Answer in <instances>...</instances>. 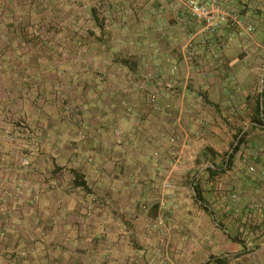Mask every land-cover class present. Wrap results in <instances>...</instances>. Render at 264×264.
I'll return each instance as SVG.
<instances>
[{"label": "crops", "instance_id": "0c3cea01", "mask_svg": "<svg viewBox=\"0 0 264 264\" xmlns=\"http://www.w3.org/2000/svg\"><path fill=\"white\" fill-rule=\"evenodd\" d=\"M130 3L125 14L116 13L111 28L101 30L99 44L87 42L83 61L60 62L52 50L35 62L14 63L10 56L16 52L0 60V167L24 184V194L9 186L7 199L0 198V215L14 218L0 244V254L9 251L0 264L224 261L227 254L215 257L206 248H215V239L204 241L203 213L191 204L193 184L195 177L215 174L222 153L242 136L243 160L234 156L228 167L225 158L224 172L234 184L242 181L245 200L264 199V64L253 66L243 57L239 39L225 22L216 33L202 34L183 0ZM252 16L259 29L264 27V0ZM125 22L127 35L119 30ZM171 66L176 81L159 109L150 103L149 90L130 87L132 81L145 82L150 90L157 82L163 87L172 78ZM157 72L158 80H147ZM65 103L75 108L72 123L62 111ZM80 128L91 137L88 142L76 137ZM6 134L15 142L9 143ZM23 136L32 138L33 150L25 148ZM206 148L215 159L198 160L193 170L189 156ZM77 150L96 162L76 172L84 174L85 183L76 197L51 184L61 176L72 184L75 170L60 165L64 151ZM23 154L37 167L34 176L17 169ZM167 182L170 189L163 187ZM144 203L149 206L145 212ZM177 216L178 230L171 225ZM21 217L25 226H15ZM247 225L251 231L264 229V223ZM168 227L177 234L170 236ZM42 240L48 242L45 250ZM230 241L245 248L234 255L254 244L264 246L263 238ZM17 248L25 257L10 254Z\"/></svg>", "mask_w": 264, "mask_h": 264}, {"label": "rangeland", "instance_id": "374dc122", "mask_svg": "<svg viewBox=\"0 0 264 264\" xmlns=\"http://www.w3.org/2000/svg\"><path fill=\"white\" fill-rule=\"evenodd\" d=\"M130 2L131 0H125L124 3L123 0H0V60H2L1 58L4 53L16 52L17 58H15V55L10 56V60L14 63L35 62V60L42 57L46 52L49 53L52 50L54 57L56 56L60 62H72L74 59L83 61L84 50L82 51V49L85 48L87 42L91 41L92 46L99 44L101 42L99 40L101 30L111 28L114 25L112 23L114 17L117 14H125L124 11L127 10L125 5L131 6ZM115 5H120L118 11H116ZM92 10H95V12L92 13ZM126 22L119 28L123 35H127L130 31V26ZM126 27L129 28V31L126 30L124 33L122 28ZM54 90L56 91L57 89ZM57 96H60V94L57 93ZM74 109L70 103L63 104L62 111L66 113V119L69 123L73 122L72 116L75 113ZM81 133L85 135L84 138L81 137ZM75 134L84 143L88 142L91 138L81 128L76 130ZM5 136L9 143L15 142V136L11 134H6ZM29 136H23L24 145L26 149L33 150L34 142ZM173 139L175 141V138ZM234 143L236 144V138L229 144V149L222 153V160L219 167H215L216 173L214 175L206 178H194V185H197L200 189L204 198V204L210 211L205 208L203 209V206L196 200L191 204L197 205L203 213L204 220L201 224H203L204 241H212L215 239V248L211 244H208L206 248L213 250L215 257L222 254H227V258L229 257V260L226 258L223 261L222 259V262L217 264H260V262L264 264V246L254 244L248 247L249 250L245 253L237 254L240 257L237 260L235 259L237 255L233 254L245 248L243 246L233 245L230 241L231 236L240 242L246 241L249 238H263L264 240V229L260 230L259 226H257L255 230L251 231L247 227V224L253 222L256 225L264 223V199H260V196L257 195L251 203L245 200L242 181L239 180L238 183L234 184L232 182L233 179H228L227 174L224 172L227 169V167L225 168L223 166L225 164V158H227L228 152L230 153L233 150ZM201 153L198 155L191 154L189 156L190 162L193 164V170L198 160H200L198 164H205L209 160L201 157ZM62 156L64 159L61 162L63 165H60V169H63V166H65L67 171L70 169L75 170L74 173L78 170L81 172V169L83 170L85 165H94L96 162L93 156L81 154V151L78 150L74 153L64 151ZM211 157L215 159V153ZM88 158L93 160L92 163L87 161ZM235 158L238 161L243 160V152L240 148L235 153ZM20 165L21 168L18 166L17 169H21L22 171L26 170L28 176H34L36 174L37 167L30 164L28 155H22ZM68 166L70 169L67 168ZM228 167L231 166L228 165ZM80 172L78 174L83 179L84 174ZM195 172L197 173L196 170ZM8 173L9 168L4 166L0 167V198L3 199H7V196L11 193L8 188L9 186L16 188L18 193L24 194V184L17 181V179L13 180V176H10ZM65 175H68L67 172ZM74 182L73 180L72 184L66 183V180H63L61 176L51 186L55 190L61 189L62 187L67 188V190L73 192L74 196L77 197L78 185ZM164 188L168 189L169 187ZM191 199L193 197L189 194V200L191 201ZM85 203L86 201L82 198L81 205L85 206ZM142 205L147 208L144 209ZM30 206H33V203ZM148 207L145 203L141 204V210L144 212ZM251 212L254 214L249 215ZM16 215L18 217V214ZM6 217L8 219H4V216L0 215V244L7 237V231L11 223H13L12 219H14H9L8 215ZM178 220H180L178 216L171 220L172 227H176L177 230L179 229ZM25 223V217H21V220L17 221L15 226H25ZM163 223L164 221L161 224ZM169 227L168 234L173 236L175 231L173 233ZM188 238L191 239L190 234H188ZM42 241L44 242L42 249L45 250L48 242L45 240ZM192 241L196 242L195 240ZM20 249L17 248V251L10 252V254L16 253L19 256L21 254ZM2 253L0 256L6 257L9 251L6 250ZM21 256L25 257L24 250ZM13 262L19 264L18 260Z\"/></svg>", "mask_w": 264, "mask_h": 264}, {"label": "built area", "instance_id": "2783aa9c", "mask_svg": "<svg viewBox=\"0 0 264 264\" xmlns=\"http://www.w3.org/2000/svg\"><path fill=\"white\" fill-rule=\"evenodd\" d=\"M259 0H183L184 8L187 10L190 18L200 27V32L205 35L216 33L223 22L229 28L232 37L239 39V47L243 57L247 61H252V65L259 66L264 64V27L259 29L257 23L253 19L254 9L257 7ZM126 32L127 28H123ZM258 31L263 34L261 40L258 39ZM256 63V64H255ZM174 66L170 68V78L164 83L163 87L157 82L154 89H148L147 83L132 81L130 87L136 91L149 90V101L155 108L159 109V101L162 100L169 90L173 89L175 78ZM158 72L147 75V80L153 82L159 79ZM115 134H119V129L114 130ZM81 137L85 135L81 133ZM171 141H174L171 138ZM156 154V153H155ZM238 154V153H237ZM191 158V157H190ZM89 163L92 159L88 158ZM164 187H171L170 183H165ZM146 209V206H143Z\"/></svg>", "mask_w": 264, "mask_h": 264}, {"label": "trees", "instance_id": "16d2710c", "mask_svg": "<svg viewBox=\"0 0 264 264\" xmlns=\"http://www.w3.org/2000/svg\"><path fill=\"white\" fill-rule=\"evenodd\" d=\"M95 12V10H92V13H94ZM242 138H243V136L242 137H240L239 138V140L237 141V143L233 146V150L229 153L228 152V156H227V161L226 162H228V165H230L231 164V161H232V159L234 158V156H235V153L238 151V149H239V146H240V144H241V141H242ZM212 154H214V151L211 149V148H206V149H204V151L201 153V157H204V159H209V160H211L212 159ZM213 165H214V163H213ZM216 167V166H215ZM208 170H211V168L210 167H208L207 168ZM216 173V172H215ZM211 174H213L214 175V173L212 172ZM74 181H75V183L78 185V186H82V187H85V183H84V181H83V179H82V176L80 175V174H78V173H75V179H74ZM193 189H194V192H195V200L198 202V203H200L205 209H207V210H209L206 206H205V204H204V198H203V196H202V194H201V191H200V189L198 188V186L197 185H194L193 184ZM231 237H233V236H231ZM234 238V237H233ZM217 262H220L221 263V260L220 259H217Z\"/></svg>", "mask_w": 264, "mask_h": 264}]
</instances>
